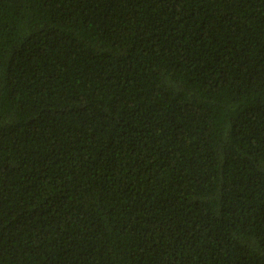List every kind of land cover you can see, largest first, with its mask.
I'll list each match as a JSON object with an SVG mask.
<instances>
[{
  "label": "trees",
  "instance_id": "obj_1",
  "mask_svg": "<svg viewBox=\"0 0 264 264\" xmlns=\"http://www.w3.org/2000/svg\"><path fill=\"white\" fill-rule=\"evenodd\" d=\"M0 264H264V0H0Z\"/></svg>",
  "mask_w": 264,
  "mask_h": 264
}]
</instances>
